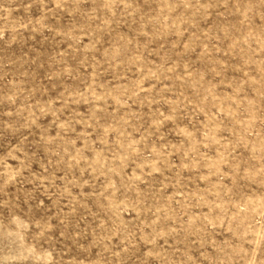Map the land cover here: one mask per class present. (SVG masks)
Wrapping results in <instances>:
<instances>
[{"label":"rangeland","instance_id":"1","mask_svg":"<svg viewBox=\"0 0 264 264\" xmlns=\"http://www.w3.org/2000/svg\"><path fill=\"white\" fill-rule=\"evenodd\" d=\"M0 264H264V0H0Z\"/></svg>","mask_w":264,"mask_h":264}]
</instances>
